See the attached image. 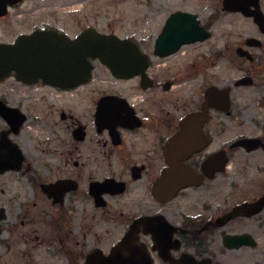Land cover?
I'll return each mask as SVG.
<instances>
[{"label":"flooded vegetation","instance_id":"1","mask_svg":"<svg viewBox=\"0 0 264 264\" xmlns=\"http://www.w3.org/2000/svg\"><path fill=\"white\" fill-rule=\"evenodd\" d=\"M159 1L167 5L163 9V24L155 34L124 27L116 31L111 25L107 31L87 25L79 32L93 28L108 38L124 41L128 67L141 69L139 73L124 77L112 73L99 61H91L89 80L64 89L40 79L29 78L34 81L32 84L18 81L10 66L15 63L14 52L20 49L17 43L35 32L66 34L73 38L58 22L64 11L78 15L79 8L118 4L116 0H0V107L15 110L0 115V138L5 135L10 144H15L13 137L21 132L27 120L22 108L25 101L70 98L75 104L69 116L60 113L62 121H70L66 129L71 139L74 174L56 181H69L71 190L55 204L41 191L51 199L58 214L69 212L76 202H81L83 210L110 216L114 221L111 230L116 234L111 238V231L106 230L99 235L87 226L77 230L75 235L80 232L81 236H73L71 240L73 232L68 230L64 239L58 240V253L66 259V264H85L94 254L107 256L136 222L139 226L135 243L146 248L153 264H234L225 263L221 257L242 251H247L248 255L246 262L239 264H264V127L257 134L238 133L229 141H222L218 128L222 127L221 117L232 113L230 100L227 112L210 107L207 119L199 125L197 121L194 123L198 126L196 134L181 136L183 121L205 106L206 90L223 87L221 84L204 85L193 102L182 100L183 103H179L175 95L183 92L175 90V76L171 70L158 68L182 48L210 40L215 25L226 18L234 21L237 17L253 24L259 37L251 38L257 40L258 47L250 48L264 51V0H179L194 9L192 11L174 10V0ZM157 3L158 0H140L144 23L158 20ZM176 12L195 15L209 37L182 46L173 55L157 56L154 53L156 41L167 20ZM248 39L244 42L246 47ZM15 88L22 90L18 96L21 100L16 103ZM83 113L84 122L80 117ZM18 125V132L14 133ZM171 144H176L177 149L173 155L168 154ZM191 144L198 150L178 163L200 174L201 180L197 185L186 187L164 181V174L175 160L185 157L183 151ZM16 147L24 165V157ZM223 151L227 159L223 172L212 173L210 167L202 171L209 158ZM242 153L247 158L241 156ZM257 153L261 154L262 162L252 163L250 159ZM58 157L65 164L69 162L68 153L59 152ZM230 163L238 180L233 177L230 185L233 199H224L221 185ZM218 164L219 160L213 167ZM84 166L91 171L83 180L80 168ZM249 168L250 173L246 171ZM250 174H254V179ZM249 186L251 189L245 192ZM192 197L193 201L194 198L199 201L192 205ZM68 200L70 205H67ZM196 204L197 209L193 207ZM102 221L109 222L108 219ZM229 237L237 238L235 243L240 247L228 248L226 238Z\"/></svg>","mask_w":264,"mask_h":264},{"label":"rangeland","instance_id":"2","mask_svg":"<svg viewBox=\"0 0 264 264\" xmlns=\"http://www.w3.org/2000/svg\"><path fill=\"white\" fill-rule=\"evenodd\" d=\"M116 3L118 4L103 3L95 7L79 8L78 15L64 11L58 22L71 37L76 36L87 25H95L99 31H107L111 25L110 28H115L116 31H122L124 27L130 31H149L153 34L161 28L165 17L163 9L167 5L165 2L158 0L156 13L159 18L151 23L142 21L140 0H116ZM173 4L174 10H194L187 4H181L179 0H174ZM251 37H259L253 24L237 17H234V21L226 18L215 25L210 40L182 48L179 53L163 62L164 66L158 67L171 70L170 73L175 76V90L183 92L175 95L179 103H183L182 100L193 102L204 85L221 84L223 88L230 87L233 108L230 116L221 117L222 127L218 130L221 131L222 141H229L238 133L257 134L264 127V51L244 45L245 40ZM238 48L247 51L253 61L239 57L236 54ZM247 76L252 79V85L233 86L237 80ZM21 92L22 90L15 88L14 103L21 100L18 97ZM73 105L75 104L70 98H53L25 101L22 106L27 120L21 132L13 137V141L19 147L25 164L19 171L0 174V209L5 211V219L0 222V264H66V259L58 253V240L64 239L68 230L73 232L71 240L73 236H81L80 232L78 235L75 233L87 226L96 234L102 235L109 230L111 238L115 236V230H111L114 221L110 216L83 210L81 202H76L69 212L61 211L58 214L56 206L51 205V199H47L40 188L41 185L54 183L74 174L71 166V139L69 129H66L70 121L60 119L61 112L66 116L70 115ZM80 117L84 122V113ZM59 152L65 155L68 153L67 164L60 161ZM259 155L261 154L257 153L250 161L262 162ZM241 156L247 158L243 153ZM232 163L224 175L226 178L222 180L224 199H233L234 192L230 185L233 177L238 180L237 174H233ZM90 171L91 168L86 166L80 168L83 180L90 175ZM246 171L252 172L251 168ZM249 176L253 178L254 174ZM249 189L250 186L245 192H249ZM191 200L192 205L199 201L195 198L193 201V197ZM67 205H70V200ZM193 207L197 209L198 204ZM106 219L109 222L102 223ZM246 255L247 251L233 252L221 259L225 263L239 264L246 262Z\"/></svg>","mask_w":264,"mask_h":264},{"label":"water","instance_id":"3","mask_svg":"<svg viewBox=\"0 0 264 264\" xmlns=\"http://www.w3.org/2000/svg\"><path fill=\"white\" fill-rule=\"evenodd\" d=\"M238 8V7H237ZM238 10H240L238 8ZM261 25V23H258ZM202 28L198 26L196 17L187 13L177 12L167 21L159 39L156 42L155 54L168 56L177 52L181 46L203 41L208 38ZM17 45L19 50L14 52L15 63H10L16 72V78L24 83H31L29 78L41 79L43 82L71 88L77 84H82L90 78L92 70L91 60H98L109 67L112 73H120L121 76H132L141 69H130V62L125 59L127 54L123 52L126 47L124 41L108 38L100 35L94 29L83 31L74 39H69L65 35L51 32H36L31 36L24 37ZM248 46H258L254 40L247 41ZM240 57H248L242 50L237 49ZM24 67V68H23ZM252 81L244 78L235 83V86H249ZM230 89L218 91L210 88L206 91L207 102L202 107V111L193 114L185 119L181 124V136L195 134L198 126L207 118L208 108L219 107L227 111L229 106ZM217 98L218 100L215 101ZM11 109H0V115L8 113ZM24 120V119H23ZM19 125L14 133H17ZM245 143V142H244ZM234 147V144L231 146ZM195 147H186L185 157L196 151ZM176 151L175 145H170L168 152L172 154ZM221 159V154H219ZM223 165L226 163L225 152H222ZM179 161V159H178ZM23 159L15 145H11L5 135L0 138V174L6 171H18ZM209 164V163H208ZM220 171L223 167H220ZM200 175L186 167L173 165L164 176V181H174L179 186L193 184ZM69 181H58L54 184L41 185V190L53 199V203H58L65 193L71 190ZM5 219L4 210L0 209V221ZM139 223H134L129 232L124 236L120 244L114 247L107 257L96 254L90 255L85 264H152V260L145 247L136 245V230ZM234 241V239L232 240ZM238 247V246H237Z\"/></svg>","mask_w":264,"mask_h":264}]
</instances>
